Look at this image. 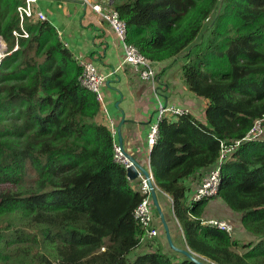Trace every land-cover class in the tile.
Segmentation results:
<instances>
[{"label":"trees","instance_id":"16d2710c","mask_svg":"<svg viewBox=\"0 0 264 264\" xmlns=\"http://www.w3.org/2000/svg\"><path fill=\"white\" fill-rule=\"evenodd\" d=\"M101 3L103 0H94ZM0 0V264H197L156 243L137 253L145 230L133 217L143 197L116 162L103 107L80 78L83 68L47 21L27 23L16 42L18 7ZM129 44L154 62L184 58L182 79L206 102L159 124L150 166L171 197L189 249L209 264H264V0H112ZM213 18L210 33L197 42ZM241 144L222 164L218 195L256 240L248 243L203 217L209 202L190 203V178L202 179L221 151ZM35 174L34 185H25ZM201 181V180H200ZM104 249V250H103Z\"/></svg>","mask_w":264,"mask_h":264},{"label":"crops","instance_id":"0c3cea01","mask_svg":"<svg viewBox=\"0 0 264 264\" xmlns=\"http://www.w3.org/2000/svg\"><path fill=\"white\" fill-rule=\"evenodd\" d=\"M35 8L56 28L60 39L75 57H85L104 75L113 73L122 65L125 59L123 42L98 13L85 7L80 0H39ZM171 62L173 61L159 63L156 89L152 88L151 83L143 81L138 73L128 66L110 75L103 88L108 111L103 112V121L110 129L120 127L125 151L151 173L152 148L148 145V134L151 125L156 121L160 103L177 105L192 112L201 120L205 116L206 102L195 99L184 85L181 67L185 62L180 60L174 64ZM119 138L117 135V143ZM200 180L198 176L186 180V184L191 187L189 195L196 191ZM137 184L139 185V179L135 182V187ZM157 196L174 246L190 250L182 226L174 215L170 196L163 193H158ZM155 212L156 210L154 214ZM155 216L159 237L154 239L153 245L158 243L165 252L181 258L182 254L174 251L169 245L160 217L156 214ZM203 219L226 220L234 228L232 234L234 240L244 243L256 240L242 225L241 215L219 198L209 202ZM152 243H143L137 253L150 251Z\"/></svg>","mask_w":264,"mask_h":264},{"label":"built area","instance_id":"2783aa9c","mask_svg":"<svg viewBox=\"0 0 264 264\" xmlns=\"http://www.w3.org/2000/svg\"><path fill=\"white\" fill-rule=\"evenodd\" d=\"M38 2L39 0H23L22 4L18 7L17 11L19 13V27L13 31V37L16 42V46L13 51H17L19 49V41L21 39L30 38V33L27 29V23H34L39 20L46 21L45 16L42 13L38 12L35 8ZM80 2L85 7L91 8L93 11L98 13L102 17V19L109 24L111 29L121 39L124 45L125 59L122 65L119 68L115 69L114 72L109 75H104L100 73L96 65L93 62L87 60L85 57H76L79 64L83 68L82 77L80 78L81 84L90 92L96 95L97 100L103 107V111L108 112L105 105V94L103 89L106 84V81L110 75H113L114 73L118 72L123 67H131L135 73H138L139 77L143 81L151 83L152 88L156 89L157 76L160 70L159 66L152 60L142 55L135 46L129 44L126 41V23L120 18L119 12H117L111 7L112 0H103L101 3H98L94 0H80ZM0 39L3 38L0 37ZM4 56H7V54L4 53ZM2 60L3 59H1L0 56V65L2 63ZM186 112L189 111L184 108L178 107L177 105L167 102L160 103L157 109L156 121L150 127V132L148 134V145L152 148L156 144L159 134V124L163 121L164 118L174 117L176 119L178 118V116L183 115ZM111 132L114 137V158L117 163L122 165L125 170L128 171L129 168L133 167V163L126 156L124 151L125 149L123 150L119 143L116 142L118 128L115 129L113 127V129H111ZM263 136L264 126L263 121L260 120L255 123L253 129L248 133L244 140H260L263 139ZM234 143L235 144H231L222 149L219 163L216 165V167H214L212 170H210L204 175L196 191L189 195L191 204L205 199H213L218 195L222 183V164L225 160H228L231 157L230 155L241 144V141H237ZM127 178L128 180H130L128 175ZM137 179H139L138 191L140 192L143 199L134 210L133 217L140 225H142L145 230V234L144 236H142L141 243H152L154 239L158 237L159 233L158 229H156L155 224V207L152 199V188L150 185V181L153 183L157 194L162 192L158 188L154 176L151 172L150 178H146L139 171ZM206 223L213 227H217L218 229L228 233L229 235H232L234 232L233 226L223 219H212L206 221ZM153 244L154 243L150 245Z\"/></svg>","mask_w":264,"mask_h":264},{"label":"water","instance_id":"95a60500","mask_svg":"<svg viewBox=\"0 0 264 264\" xmlns=\"http://www.w3.org/2000/svg\"><path fill=\"white\" fill-rule=\"evenodd\" d=\"M118 135H119V145L123 148L124 150V145L122 143V136H121V130H120V127H118ZM125 151V150H124ZM125 154L126 156L131 160V162L133 163V167L129 168L128 171H127V175L129 177L130 180H136L138 178V172L140 171L146 178H150V173L147 169H145L143 166H141L131 155H129L126 151H125ZM150 185H151V188H152V199H153V204L157 210V213L160 217V220L162 222V225H163V228L165 230V234H166V238H167V241L169 243V245L171 246V248L186 256L188 259L196 262L197 264H209V263H205L203 261H200L198 258H197V255L194 254L192 251L190 250H183V249H179L177 247L174 246L173 244V241H172V238H171V235H170V230H169V227H168V224H167V221L165 219V216H164V213L162 211V207L158 201V196H157V192L154 188V185L153 183L150 181Z\"/></svg>","mask_w":264,"mask_h":264},{"label":"rangeland","instance_id":"374dc122","mask_svg":"<svg viewBox=\"0 0 264 264\" xmlns=\"http://www.w3.org/2000/svg\"><path fill=\"white\" fill-rule=\"evenodd\" d=\"M212 20H213V18H211L206 24H205V26H204V28H203V31H202V33L200 34V36L198 37V41L197 42H202V41H204L205 39H207V37H208V35H209V33H210V26H211V22H212ZM0 42L1 43H3L4 45H3V51H2V53H1V59H4L6 56H4V53H6L7 55H8V46H7V43L3 40V39H0ZM0 43V44H1ZM180 61H184V58H182ZM182 63V62H181ZM126 68H128V67H126ZM126 68H124V69H126ZM123 69V70H124ZM195 99H197V98H195ZM199 101H204L205 102V100L204 99H202V98H200L199 99ZM202 120H205V118H202ZM261 140V139H260ZM31 177H32V179L28 182V183H26L25 185H34V183H35V174H32L31 175ZM13 188V186L12 185H4V186H0V191H6V190H10V189H12ZM155 214L156 215H158V213H157V211L155 212ZM159 233V232H158ZM164 234H165V230H164ZM165 236H166V234H165ZM158 237H159V235H158ZM241 242V241H240ZM181 257V259L183 258V256H180Z\"/></svg>","mask_w":264,"mask_h":264},{"label":"bare ground","instance_id":"6f19581e","mask_svg":"<svg viewBox=\"0 0 264 264\" xmlns=\"http://www.w3.org/2000/svg\"><path fill=\"white\" fill-rule=\"evenodd\" d=\"M0 43H1V42H0ZM3 45H4L3 43L0 44V56H1V53H2V51H3Z\"/></svg>","mask_w":264,"mask_h":264},{"label":"clouds","instance_id":"9594fccd","mask_svg":"<svg viewBox=\"0 0 264 264\" xmlns=\"http://www.w3.org/2000/svg\"><path fill=\"white\" fill-rule=\"evenodd\" d=\"M140 52V51H139ZM147 58V57H146ZM154 62V61H153ZM158 66H159V62H155ZM158 75H159V73H158ZM157 78H158V76H157ZM150 173V172H149ZM158 195V194H157ZM155 207V206H154ZM155 210H156V208H155ZM157 211V210H156ZM159 216V215H158ZM191 251V250H190ZM195 254V253H194Z\"/></svg>","mask_w":264,"mask_h":264}]
</instances>
